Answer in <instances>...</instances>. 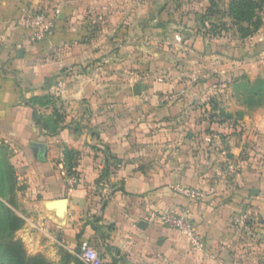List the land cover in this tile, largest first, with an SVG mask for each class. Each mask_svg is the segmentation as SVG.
I'll return each mask as SVG.
<instances>
[{"label": "crops", "instance_id": "obj_1", "mask_svg": "<svg viewBox=\"0 0 264 264\" xmlns=\"http://www.w3.org/2000/svg\"><path fill=\"white\" fill-rule=\"evenodd\" d=\"M91 3L0 0V202L24 221L17 238L57 264L62 251L79 257L85 247L107 264H264V175L242 161L240 141L221 122L127 121L130 78L111 87L109 59L81 32ZM41 7L50 34L32 43L27 19ZM44 96L53 103H31ZM100 109L114 115L100 120ZM60 199L68 201L64 221L46 207ZM173 208L188 210L200 248L164 225ZM247 210L251 219L235 224Z\"/></svg>", "mask_w": 264, "mask_h": 264}, {"label": "rangeland", "instance_id": "obj_2", "mask_svg": "<svg viewBox=\"0 0 264 264\" xmlns=\"http://www.w3.org/2000/svg\"><path fill=\"white\" fill-rule=\"evenodd\" d=\"M62 1L71 5V0ZM211 1L217 6L213 14L208 12ZM230 2L92 0L79 22L82 34L93 40L99 55L109 59L110 72L117 75L111 87L123 84L120 81L124 76L130 78L121 110L127 121L186 118L221 122L224 135L240 141L236 144L243 150L242 161L263 176L264 94L254 93L249 87L264 78V3L256 8L253 19H261L259 30L245 36L240 27L249 25L237 23L230 15ZM38 11L44 13L45 8ZM238 68L240 72L234 74L232 71ZM136 86L142 88L139 95L134 94ZM174 105V114H169L166 108ZM109 112L100 109L94 115L102 120L103 113ZM222 142L228 150L230 142ZM234 162L226 158L228 171Z\"/></svg>", "mask_w": 264, "mask_h": 264}, {"label": "trees", "instance_id": "obj_3", "mask_svg": "<svg viewBox=\"0 0 264 264\" xmlns=\"http://www.w3.org/2000/svg\"><path fill=\"white\" fill-rule=\"evenodd\" d=\"M264 0H231L230 15L237 23L247 22L248 27H240L245 32V36L253 35L261 26V19L256 15V8L260 7ZM217 9L214 1H211V7L208 9L210 14H213ZM249 84V83H248ZM249 87V86H248ZM250 91L254 93L264 94V78H259L253 84H250ZM31 103L40 107H46L53 103V99L49 96L34 97ZM49 130V127L45 125ZM57 131L53 130L51 134L55 135ZM68 166L73 167L72 161L74 153L67 152ZM24 221L17 216L8 206L0 202V264H51L44 256L36 255L29 256L24 243L16 237V233L22 229ZM81 249L77 250V254ZM60 264H85L77 255L71 254L68 251L61 252Z\"/></svg>", "mask_w": 264, "mask_h": 264}, {"label": "built area", "instance_id": "obj_4", "mask_svg": "<svg viewBox=\"0 0 264 264\" xmlns=\"http://www.w3.org/2000/svg\"><path fill=\"white\" fill-rule=\"evenodd\" d=\"M27 27L30 29V41L37 43L44 40L51 30V24L48 22L44 13H35L27 19ZM233 170V167H231ZM76 180L69 179L68 185L74 186ZM181 194L192 200L202 199L203 194L198 189L182 188ZM252 217V211L247 210L244 213L234 218V223L239 226H244ZM162 221L167 227L177 231L184 237L188 238L191 247L200 248L203 245L202 237L198 232L196 223L191 219L188 210L185 208H173L167 210L163 216ZM80 259L85 264H107L103 256L92 247H85L79 255Z\"/></svg>", "mask_w": 264, "mask_h": 264}, {"label": "water", "instance_id": "obj_5", "mask_svg": "<svg viewBox=\"0 0 264 264\" xmlns=\"http://www.w3.org/2000/svg\"><path fill=\"white\" fill-rule=\"evenodd\" d=\"M141 87L136 86L134 87V94L135 95H139L141 93ZM253 195H258V191L254 190L252 192ZM67 199H60V200H56V201H51V202H47L46 203V207L50 210H56L57 214H58V218L61 221H64L65 217H66V213L68 210V206H67Z\"/></svg>", "mask_w": 264, "mask_h": 264}]
</instances>
